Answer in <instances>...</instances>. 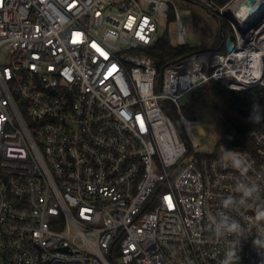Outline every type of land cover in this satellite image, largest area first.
I'll return each instance as SVG.
<instances>
[{
	"label": "built area",
	"instance_id": "obj_1",
	"mask_svg": "<svg viewBox=\"0 0 264 264\" xmlns=\"http://www.w3.org/2000/svg\"><path fill=\"white\" fill-rule=\"evenodd\" d=\"M188 1L218 20L220 42L160 74L148 52L169 0H0V264H220L209 214L229 211L242 180L264 206V121L254 150L208 158L192 123L184 137L166 112L212 80L264 87V15L239 17L246 0ZM224 148L247 169L225 167ZM230 214L245 228L237 264H264L252 243L264 221Z\"/></svg>",
	"mask_w": 264,
	"mask_h": 264
},
{
	"label": "trees",
	"instance_id": "obj_2",
	"mask_svg": "<svg viewBox=\"0 0 264 264\" xmlns=\"http://www.w3.org/2000/svg\"><path fill=\"white\" fill-rule=\"evenodd\" d=\"M196 50V47L189 45H174L167 34H164L148 53L156 60L161 74L165 67ZM168 106L169 110L166 112L173 118L182 136H186L184 119L207 131L209 138L197 148V155L217 157L222 146L252 151L254 146L250 138L251 131L264 121V87L233 90L223 81L212 80L185 96L180 113L175 106Z\"/></svg>",
	"mask_w": 264,
	"mask_h": 264
},
{
	"label": "clouds",
	"instance_id": "obj_3",
	"mask_svg": "<svg viewBox=\"0 0 264 264\" xmlns=\"http://www.w3.org/2000/svg\"><path fill=\"white\" fill-rule=\"evenodd\" d=\"M225 167L231 166L237 170H246L248 165L238 153L224 148L221 157ZM236 193L240 194L239 200L233 197H228L224 200L222 208L229 211L220 210L216 214H209V230L214 233L217 239H223L226 247L224 256L220 260V264H237L240 260L238 252L244 237L245 228L242 226L240 219L234 217L230 213L238 208H246L254 211L255 219L257 221H264V206L259 208L255 207L254 201L261 199L260 193L262 191L260 185L249 183L245 181L237 182L234 188ZM233 237V241L228 238ZM253 245L259 249L264 247V234L258 233L252 240Z\"/></svg>",
	"mask_w": 264,
	"mask_h": 264
},
{
	"label": "rangeland",
	"instance_id": "obj_4",
	"mask_svg": "<svg viewBox=\"0 0 264 264\" xmlns=\"http://www.w3.org/2000/svg\"><path fill=\"white\" fill-rule=\"evenodd\" d=\"M169 1L170 18L162 17L159 19L158 37L167 34L172 44H179L177 21L175 18V15L178 13L186 30L185 43L191 47L210 46L219 30V22L212 13L188 0ZM180 112L178 111V113ZM190 130L191 135L200 143L206 142L209 138L204 128H198L196 125L190 124Z\"/></svg>",
	"mask_w": 264,
	"mask_h": 264
},
{
	"label": "water",
	"instance_id": "obj_5",
	"mask_svg": "<svg viewBox=\"0 0 264 264\" xmlns=\"http://www.w3.org/2000/svg\"><path fill=\"white\" fill-rule=\"evenodd\" d=\"M255 0H246L241 7L239 8L237 15L245 20L253 21L258 17L264 15V1H261L259 4L254 5ZM234 43L232 38H228L226 48L228 51H232Z\"/></svg>",
	"mask_w": 264,
	"mask_h": 264
},
{
	"label": "crops",
	"instance_id": "obj_6",
	"mask_svg": "<svg viewBox=\"0 0 264 264\" xmlns=\"http://www.w3.org/2000/svg\"><path fill=\"white\" fill-rule=\"evenodd\" d=\"M218 32H217V35L214 37V39H213V41H212V43L213 42H215L216 43V41L218 40ZM220 42V38H219V40H218V43ZM212 43H211V45H212Z\"/></svg>",
	"mask_w": 264,
	"mask_h": 264
}]
</instances>
